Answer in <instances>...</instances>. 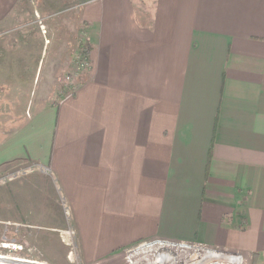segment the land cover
I'll return each instance as SVG.
<instances>
[{
	"label": "crops",
	"instance_id": "0c3cea01",
	"mask_svg": "<svg viewBox=\"0 0 264 264\" xmlns=\"http://www.w3.org/2000/svg\"><path fill=\"white\" fill-rule=\"evenodd\" d=\"M19 1L0 0V31ZM82 10L84 76L0 136V167L30 162L53 176L77 264L149 240L264 264V0H88ZM185 247L142 248L118 264H173ZM200 251L204 264L227 262Z\"/></svg>",
	"mask_w": 264,
	"mask_h": 264
},
{
	"label": "rangeland",
	"instance_id": "374dc122",
	"mask_svg": "<svg viewBox=\"0 0 264 264\" xmlns=\"http://www.w3.org/2000/svg\"><path fill=\"white\" fill-rule=\"evenodd\" d=\"M87 2L19 1L11 23L0 31V136L39 108L57 105L73 93L85 74L79 45L88 42L82 15ZM69 216L47 170L30 162L0 167V251L8 243H21L52 264H77L71 256L75 248ZM150 241L139 242L104 264H118L129 250ZM168 259L173 264L207 263L204 253L190 247L174 250Z\"/></svg>",
	"mask_w": 264,
	"mask_h": 264
},
{
	"label": "built area",
	"instance_id": "2783aa9c",
	"mask_svg": "<svg viewBox=\"0 0 264 264\" xmlns=\"http://www.w3.org/2000/svg\"><path fill=\"white\" fill-rule=\"evenodd\" d=\"M87 59L88 56L83 54L80 61V68L83 70L87 69L88 67ZM150 245L153 246L172 245L175 247L186 246L204 251L218 252L215 254H219L220 256L226 258L228 264H245L244 257L240 255L231 254L220 250L208 249L200 245H191V244H183V243L178 244V243H170L167 241H160V240H153L138 245L135 249H131L128 251V256L126 258L130 257L134 253H137L142 248L143 250H148L147 247ZM226 255L231 256V258L226 257ZM0 257H1L0 264H52L48 260H45L44 258L40 257L39 255L33 253L31 254V250H27L26 247L21 243H8L7 245H4L3 251H0ZM2 258L9 259L10 262L3 261L4 259Z\"/></svg>",
	"mask_w": 264,
	"mask_h": 264
},
{
	"label": "trees",
	"instance_id": "16d2710c",
	"mask_svg": "<svg viewBox=\"0 0 264 264\" xmlns=\"http://www.w3.org/2000/svg\"><path fill=\"white\" fill-rule=\"evenodd\" d=\"M80 49L83 51V54L88 56L89 52L91 51V48L89 47V44L85 42H80Z\"/></svg>",
	"mask_w": 264,
	"mask_h": 264
},
{
	"label": "bare ground",
	"instance_id": "6f19581e",
	"mask_svg": "<svg viewBox=\"0 0 264 264\" xmlns=\"http://www.w3.org/2000/svg\"><path fill=\"white\" fill-rule=\"evenodd\" d=\"M0 258H1V257H0ZM2 259H4V258H2ZM3 261L10 262V260H9V259H4Z\"/></svg>",
	"mask_w": 264,
	"mask_h": 264
}]
</instances>
